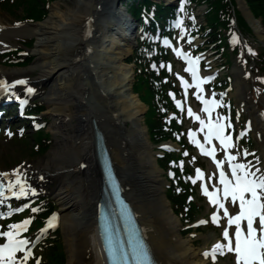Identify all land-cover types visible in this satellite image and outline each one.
Returning <instances> with one entry per match:
<instances>
[{"label":"bare ground","instance_id":"6f19581e","mask_svg":"<svg viewBox=\"0 0 264 264\" xmlns=\"http://www.w3.org/2000/svg\"><path fill=\"white\" fill-rule=\"evenodd\" d=\"M113 2L71 0L73 8L61 14V21L50 18L39 24L35 54L40 59L52 58L49 63L26 69L0 63V78L37 74L35 84L46 89V114L51 112L60 120L54 124L56 143L50 157L45 162L26 163L19 174L30 191L59 183L53 199L61 214L60 224L70 254L68 264H106L96 225L101 193L99 173L94 170L95 121L105 135L126 197L133 204L158 264H209L203 255L218 243L217 236L204 237L205 244L213 241V246L199 249L192 237L183 238L181 223L163 193L162 171L147 129L141 124L146 108L132 92L134 71L125 62L132 48L116 49L102 57L92 47L103 44L101 37L109 29ZM242 8L257 38L264 43L262 21L246 5L242 4ZM3 24L0 21V50L16 32L6 30ZM238 86L243 87L254 121L264 124L261 97L249 92L247 82L243 85L240 80ZM73 119L76 123L70 125ZM256 130L264 134L259 125ZM9 178L15 179L14 170Z\"/></svg>","mask_w":264,"mask_h":264},{"label":"snow or ice","instance_id":"6c2138e0","mask_svg":"<svg viewBox=\"0 0 264 264\" xmlns=\"http://www.w3.org/2000/svg\"><path fill=\"white\" fill-rule=\"evenodd\" d=\"M194 19V17H193ZM234 42H239V37H234ZM249 53H253L251 48H248ZM177 55H183L188 61L187 72L191 73L193 84L197 89H201V84L204 83V79L198 75V69L196 67L200 57H191L190 54L184 53L182 50H177ZM210 79V78H209ZM180 80L184 84L185 89L190 87L188 81L184 77H180ZM14 84H27L26 80L15 81ZM11 86L6 81H0V88L8 90ZM202 90V89H201ZM28 93H34L35 89L29 87L26 89ZM174 95V94H173ZM19 99V97H17ZM27 101H24L26 103ZM211 103L215 105L217 102L212 100ZM177 107H181L182 102L176 101ZM204 111L209 113L207 120L201 119L196 116L201 128L200 131L205 133L204 140L208 144H212L213 140H219L224 149H230L234 146L232 137L225 135L226 125L219 122L213 123L211 120V113L208 107L209 101L204 100ZM189 116L195 115L191 108L188 109ZM11 135V133H9ZM193 143L197 144L201 152L205 155L212 157L216 162L217 167L220 168L219 183L222 185V189H216L215 191H209L207 186L203 191L205 195L210 198L213 205H217L219 208L224 209L227 214V209L223 203V200L231 198L233 203L239 202V214L235 217L228 215L229 226L235 225L236 232L233 238L230 236L229 231L225 230L223 236L227 240V243H217L213 246L211 251L204 253L205 257H211L215 259L217 252H221L227 249L229 252H235L237 256V264H264V171L256 168L252 170V165L244 163H231L230 174L226 173L223 168V162L216 158V148L213 145L211 149L205 147V143H201L196 139V132L190 133ZM187 155V153H185ZM245 156L249 155L247 151ZM228 160L237 161L238 157L228 153ZM15 179H7L5 182L4 177H9V173H0V204L4 203L6 192H10L13 197H21L29 195V188L25 179L19 174V170H14ZM197 177L202 178L203 173L200 169H197ZM42 179V177H41ZM195 183V180H193ZM17 186L18 190H17ZM35 189H31V192L35 194ZM222 191V196L219 194ZM219 196V198H218ZM22 209L17 208L16 211ZM38 211V209H32ZM57 217L53 216L48 223V227L53 226V221ZM258 220L259 224L256 225ZM212 221L217 222V214H213ZM246 221V225L244 222ZM29 220H24L22 223L9 225L8 231H0V236L6 237L7 242L0 244V264H17V253L24 252V255L19 259V264H27V261L32 257L33 253L27 246L30 243L27 239H20V233L24 231ZM201 224L207 223V221L201 220ZM246 229V230H245ZM111 255L114 260L123 261V264H127L128 253L122 249H118L113 246L111 249ZM133 255L136 258L137 264H150V256L143 246H140L133 251ZM37 264H40L37 261Z\"/></svg>","mask_w":264,"mask_h":264},{"label":"rangeland","instance_id":"374dc122","mask_svg":"<svg viewBox=\"0 0 264 264\" xmlns=\"http://www.w3.org/2000/svg\"><path fill=\"white\" fill-rule=\"evenodd\" d=\"M71 8H73V4L71 3V0H58L57 2L52 4L49 13L41 21H39L38 23H24L23 22L22 24H20V27L15 26V25H16V23H19L20 20L22 21V18H23L22 11L17 10V11H15L14 14H10V13L6 12L5 10L0 9V19L2 20V22L8 27V29L17 31L10 36L9 46H12L10 48L21 47V42H23V41H27V40H31V39H33L35 41L32 49H26V51L30 54V56L33 57L32 64L28 68L36 66L40 63L41 64L42 63L43 64L49 63L52 59V58L40 59V57L35 54V51L37 50V41H38L36 33H35V31L37 30V26L39 24H43L46 21L50 20V18L54 19L55 21H61L62 20L60 17L61 14L68 12ZM253 35L255 36V34H253ZM256 39H257V37H256ZM6 49H8V48H5L4 50H6ZM28 77H30V81H32L34 78L37 77V74L30 73V75ZM9 80H12V79H9ZM254 80L256 82L259 81V79L256 77L254 78ZM259 88L264 90V88L260 85H258L257 89H259ZM35 89L37 90V95H38L36 101L45 104L46 110L48 111L49 106H48L47 102L43 99V96H39V92L41 91L40 87L37 86V87H35ZM250 89H251L250 90L251 92L255 90L252 87ZM42 92H43L42 94H44V93L46 94V90H43ZM142 93H143L142 95L145 97V99H147V102L149 101V103H150V97L148 96L147 92H142ZM233 96L238 97V95H233ZM237 101L240 102V98H238ZM49 114H51V112H49ZM153 114H154V112H153ZM43 117H46L45 121H47V122L49 121V126L47 127V132H49L51 134V148L47 152H45L44 154H40V155L33 154L32 153L33 143H32L31 131L28 133L31 135L30 137H28V139L31 138L29 140V142H20L18 140L13 141L12 139H11L12 140L11 141L8 138L1 139L0 140V170L11 169L18 164L23 165L24 163H30V162H34V163L45 162L50 157V154L55 149L54 148L55 143H56L55 133H57V130L54 127V123L56 121H58V119L53 118L51 115H44V114H43ZM48 117H50V118H48ZM74 123H76L74 119L69 121L70 125H73ZM141 124L144 126V118H142ZM13 133H14L15 137H17L15 129L13 130ZM257 137L259 139V144L255 148L259 151L258 156L260 157V156H262V151L264 149V139H262L260 135L259 136L257 135ZM262 147H263V149L261 150ZM162 178H164L163 173H162ZM57 185H59V183L55 182L54 184H52L50 186L49 189H44L43 194H47L48 200L53 199L52 196L54 195V189ZM166 191H167V188L164 191V194H166ZM60 230H61V233L58 235V237L60 240V244L62 245L61 249L63 250V252H65V255H66L65 256V264H68L69 259H70V254L68 252V248L66 245V241H65V237L63 234L62 227L60 228ZM212 234L213 233L208 231V230H204L203 232L198 233L197 237H195V247L197 249L205 247L206 244L204 242V237L212 235ZM209 243L211 244L212 241H210ZM218 264H232V263L229 262L228 260H224Z\"/></svg>","mask_w":264,"mask_h":264},{"label":"trees","instance_id":"16d2710c","mask_svg":"<svg viewBox=\"0 0 264 264\" xmlns=\"http://www.w3.org/2000/svg\"><path fill=\"white\" fill-rule=\"evenodd\" d=\"M26 1V0H25ZM251 7L253 13L256 15L257 18H262L263 23H264V0H246ZM22 3L23 1H18ZM42 2L43 0H30L29 2H24V3H29L31 6H29V13L28 16L29 18L33 19H38L43 16L44 11H42ZM150 125H151V130L153 131V134L155 138H157L159 135L163 137H167L165 133L161 131V127L158 123L156 125L153 121L150 120ZM41 136V135H40ZM39 141L42 143V138H39ZM171 198H173L174 202H177L179 204H185L186 202V196H177L173 192H170ZM60 245H55L53 250L49 253V258L50 262H54L56 264H63V260L65 258L64 253L61 252L60 249H58Z\"/></svg>","mask_w":264,"mask_h":264}]
</instances>
